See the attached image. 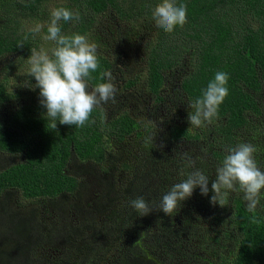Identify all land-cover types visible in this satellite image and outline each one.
Masks as SVG:
<instances>
[{
    "label": "trees",
    "instance_id": "trees-1",
    "mask_svg": "<svg viewBox=\"0 0 264 264\" xmlns=\"http://www.w3.org/2000/svg\"><path fill=\"white\" fill-rule=\"evenodd\" d=\"M160 2L0 0V264H187L197 259L196 243L209 264H264V196L254 211L240 192L218 200L213 236L179 206L168 215L159 210L188 173L199 169L215 180L226 148L263 115L264 0H175L187 6V22L171 33L152 17ZM59 7L80 13L60 21L62 33L86 35L97 46L91 88L107 82L105 73L112 77L120 56L145 68L144 82L131 73L122 89L142 90L153 107L166 102L164 87L175 73L190 103L216 72L228 73L229 94L211 123L168 130V143L197 145L194 167L158 144L155 122L136 121L114 102L94 108L83 127L57 121L52 128L28 74L41 39L25 24L35 20L45 36ZM141 196L152 208L147 216L130 206Z\"/></svg>",
    "mask_w": 264,
    "mask_h": 264
},
{
    "label": "clouds",
    "instance_id": "clouds-1",
    "mask_svg": "<svg viewBox=\"0 0 264 264\" xmlns=\"http://www.w3.org/2000/svg\"><path fill=\"white\" fill-rule=\"evenodd\" d=\"M50 15L47 35L43 38L55 42V47L50 52L44 48L39 51L32 49L28 58V74L35 79L34 88L39 89L40 104L46 109V116L51 118L52 128L56 129L57 121L62 125L83 127L94 108L109 100L115 101L117 87L111 75L105 73L107 82L91 88L88 83L90 73L99 67L97 46L90 43L86 35L62 33L60 21L79 20L80 13L59 7L52 9ZM152 17L159 28L171 33L177 26L183 27L187 22V6L177 5L175 0H161L153 8ZM41 28L42 25L38 24L32 31L40 32ZM228 80V73H215L202 96L189 105L194 109L188 115L190 125L200 127L212 122L218 114L219 106L229 94ZM256 151L252 143H239L235 147L226 148L227 154L216 169L215 180L211 182V204H217L218 200L230 192H240L243 193L249 211L257 208L264 196V170L257 164ZM189 167H194L191 160ZM197 188L201 195H208L209 178L199 169L188 173L186 179L174 184L162 196L159 210L165 215L171 214ZM130 206L141 216L152 212L149 202L142 196L132 199Z\"/></svg>",
    "mask_w": 264,
    "mask_h": 264
},
{
    "label": "rangeland",
    "instance_id": "rangeland-1",
    "mask_svg": "<svg viewBox=\"0 0 264 264\" xmlns=\"http://www.w3.org/2000/svg\"><path fill=\"white\" fill-rule=\"evenodd\" d=\"M38 24L39 23L35 22V20H31L27 22L25 26L27 29L32 30ZM38 33L41 41L37 51L44 48L50 52L52 42L45 40L43 38L44 36H42L40 32ZM114 65L112 78L117 87V93L112 107L117 106L118 108L120 106V109L128 111L131 117L136 121L155 122L156 132L159 138L158 144L161 145L166 143V149L171 156L177 155V157H182V160L185 163H189V160H191L197 164L200 160V157L195 154L198 150L197 145L193 143H180L177 145L168 143V130L171 126L181 125L190 130L195 127L190 125L188 121V115L192 114L194 111L189 106L190 102L182 95V93H180L178 88L179 74L175 73L167 78L163 91L166 102L153 107L151 106L153 104L152 98H142V90L122 89L124 78L128 79L131 73L138 76L141 83L145 81V68L140 64L136 57H133L131 62L127 61L123 56L116 57ZM258 101L263 109L262 117L256 119L252 118L249 125L241 130L239 134L237 133L238 139L235 146L239 143H252L255 145L257 149L255 153L257 164L263 160V163L258 166L264 170V92L258 96ZM108 102L112 103L113 101L109 100ZM112 112L118 114L119 110L112 109ZM203 154H205V151H203ZM0 157V166H4L5 159L2 156ZM222 162L223 160L219 163V166ZM175 171L178 178L182 180L183 175H181V173H183V171L179 169H176ZM211 182L212 180L209 181V193L207 196L201 195L200 189L197 188L194 190L193 195L190 198L180 203L179 209L184 213H187L188 216L192 218L193 222L201 227L203 231H207L210 236H213L214 229L217 226L212 225L211 219L218 206L217 204L213 205L210 203V198L213 195V192L211 191ZM262 190L264 191V189ZM200 249L201 248L197 243L191 245L192 252L197 253V259L195 261L192 260L191 263L187 264H209L211 257L206 256V251H200ZM52 254H54L55 257L57 256V252H53ZM210 264H214V262H211Z\"/></svg>",
    "mask_w": 264,
    "mask_h": 264
}]
</instances>
